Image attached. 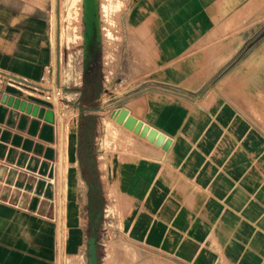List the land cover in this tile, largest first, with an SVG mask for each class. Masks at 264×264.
Listing matches in <instances>:
<instances>
[{
  "label": "crops",
  "instance_id": "crops-1",
  "mask_svg": "<svg viewBox=\"0 0 264 264\" xmlns=\"http://www.w3.org/2000/svg\"><path fill=\"white\" fill-rule=\"evenodd\" d=\"M252 1L135 0L133 13L144 25L140 31L151 36L146 47L154 56L139 91L123 106L171 142L163 149L140 136L149 145L135 156V188H120L133 199L128 248L112 243L110 254L100 257L98 246L99 264H260L264 259V26L258 31L252 20L263 17L264 10L248 8ZM49 34L44 8L31 7L29 0H0V98L6 92L45 103L7 79L40 81L53 62ZM56 115L55 110V121ZM55 121L53 142L0 122V142L8 147L5 130L54 148L46 175L8 165L25 172L26 180L34 176L53 182L52 217L47 209L37 211L44 197L26 188V180L9 181L8 172L0 180L1 186L18 189L19 198L28 194L24 206L0 198V264L57 261L62 191L56 180ZM14 148L17 156L25 152L39 163L47 160L33 147ZM87 185L86 222L66 218L62 247L71 261L87 257L83 242L91 235L89 209L97 206V191L104 196L102 186ZM94 221L101 225L98 218Z\"/></svg>",
  "mask_w": 264,
  "mask_h": 264
},
{
  "label": "rangeland",
  "instance_id": "rangeland-1",
  "mask_svg": "<svg viewBox=\"0 0 264 264\" xmlns=\"http://www.w3.org/2000/svg\"><path fill=\"white\" fill-rule=\"evenodd\" d=\"M252 2L246 6L252 7L254 11L260 8L264 10V0ZM29 5L44 8L49 19L48 40L53 46V62L48 68L49 71H46V80L41 82L45 87L54 83L62 86L60 98L53 92L54 102L50 103L57 111L55 167L59 192L62 191L61 198H58V214L61 217L59 223L62 222L59 224L58 240L61 247L55 264H85L87 257H77L76 261H71L62 247L68 221L84 223L87 220V206L84 201L88 185L82 179L77 143L80 123L86 121L85 116H88L93 125L90 149L96 158L105 197L101 225L97 232L100 257H103L106 249L110 254L112 243H121V248L127 249L126 238L133 232L128 230L129 219L134 214L133 199L120 188H135V156L139 152H145V146L149 143L138 133L116 122V113L110 115L113 109L131 101L139 91L141 77L147 76L145 73L149 71V62L154 56L153 51L146 47L151 36L148 32L140 31L144 25H141L140 18L135 17L133 13L135 0H99L102 36L101 91L95 100L83 105L81 110V30L84 27L81 0H29ZM252 20L255 21L254 28L260 26V31L264 26V16L254 17ZM259 35L261 33H255L256 37ZM207 41L211 39L208 37ZM11 83L22 88L28 95L24 90L34 92L32 97L38 96V92L34 90ZM93 105L95 106L92 107ZM61 154L65 158L62 169ZM74 171L75 180L72 178ZM83 246L86 247L87 256L86 240ZM260 264H264V259Z\"/></svg>",
  "mask_w": 264,
  "mask_h": 264
},
{
  "label": "water",
  "instance_id": "water-1",
  "mask_svg": "<svg viewBox=\"0 0 264 264\" xmlns=\"http://www.w3.org/2000/svg\"><path fill=\"white\" fill-rule=\"evenodd\" d=\"M82 3V20L84 27L81 30L82 35V57L85 61H88V50L86 47H93L94 54L92 58H96V53L101 49L102 36H101V18L99 14V0H81ZM85 62L84 68H87ZM0 122L4 123L10 129L16 130V132H25L32 136L53 142V127L51 123L54 121V112L50 108L40 106L38 103H33L27 99L14 96L12 94L3 93L0 98ZM116 113L115 121L122 123L124 127L131 129L133 132L138 133L140 136L145 137L147 140L152 141L154 144L161 146L163 149H167L171 138L164 133L159 132L156 128L138 119L134 115L129 113V110L121 106L117 109H113L110 116ZM32 116V117H31ZM41 118L44 122H41ZM16 132H9L5 130L3 132V138L5 141H9L11 146L0 142V159H4L6 163L0 164V180H3V175L8 172L7 180L11 181L13 178H17V183L26 180L25 172L18 171L17 168L9 167L10 164L17 166H25L31 171L37 170L41 175L48 173L49 161L54 156V148L51 146H44L42 142H34L33 139L24 137ZM10 133V135H9ZM21 145L23 149L30 150L33 147V151L42 152L43 156L47 160H43L39 163V159L33 156L29 157L25 152H21L17 156V151L14 146ZM28 160L27 164L26 161ZM9 163V164H8ZM26 188H34L36 195L42 194L43 199L39 201V198L35 196L32 202H38L39 206L37 211L39 213H45L47 209V215L53 216L54 205L50 202L54 197V184L52 181H47L45 178L29 177L26 180ZM3 188L0 193L1 199H9L10 202H18L19 205L24 206L27 203L28 194L20 197L18 189H13L9 186H1ZM10 194V195H9ZM19 199V200H18ZM30 208L36 207L29 205ZM98 237L91 235L87 238V264H99L98 254ZM105 249V248H104ZM109 251L104 252L103 257H106Z\"/></svg>",
  "mask_w": 264,
  "mask_h": 264
},
{
  "label": "trees",
  "instance_id": "trees-1",
  "mask_svg": "<svg viewBox=\"0 0 264 264\" xmlns=\"http://www.w3.org/2000/svg\"><path fill=\"white\" fill-rule=\"evenodd\" d=\"M100 52L101 49L96 54V61L91 66V72L89 73L85 88L80 95V99L83 102L80 105L82 110L83 105L92 102L95 100L100 91H101V79H102V71H101V61H100ZM93 105L92 107H94ZM86 117V121L80 123L79 127V137H78V152L80 156V168L82 171L83 178L89 184L90 188H101V182L99 178V169L97 167L96 158L90 149V136L93 134V125L91 123V119L88 116ZM81 121V117H80ZM84 163L87 166L89 175L83 171L81 163ZM82 163V164H83ZM96 198V207H91L89 211H91L90 215V234L97 236V232L99 230V225L95 223V217L98 220L102 218V203L104 201V196L101 191H97L95 194ZM98 237V236H97ZM99 251V250H98ZM99 254V252H98Z\"/></svg>",
  "mask_w": 264,
  "mask_h": 264
},
{
  "label": "built area",
  "instance_id": "built-area-1",
  "mask_svg": "<svg viewBox=\"0 0 264 264\" xmlns=\"http://www.w3.org/2000/svg\"><path fill=\"white\" fill-rule=\"evenodd\" d=\"M48 68H49V66H48ZM48 68L46 70L47 72L49 71ZM45 74H46V72H45ZM45 74H43L41 76L40 81H38V82H30V81H26V80H23L21 78L14 77V76H9L7 81H8V83L13 82V83H16L18 85H21L23 87H26V88H29L31 90L38 92L37 98L42 99L45 103L41 104L38 102H33V101L32 102L38 103L40 106H44L45 108H50L53 110V112H55V109L51 106L50 103L54 102L53 101V92L55 89H56L55 93L57 94L58 99L60 98L59 94L61 93L62 86L60 84L57 85L56 83H54L53 85L51 84L50 86L45 87L44 84L41 82L43 80H46ZM54 121H55V118H54ZM57 243L59 245V240Z\"/></svg>",
  "mask_w": 264,
  "mask_h": 264
},
{
  "label": "flooded vegetation",
  "instance_id": "flooded-vegetation-1",
  "mask_svg": "<svg viewBox=\"0 0 264 264\" xmlns=\"http://www.w3.org/2000/svg\"><path fill=\"white\" fill-rule=\"evenodd\" d=\"M81 48L83 49L82 43H81ZM86 49L88 50V53H87L88 61L86 62L85 59H83V57H82V71H81L82 83H81V86H80V89H79L80 90V95H81L82 91L85 88L87 77H88L89 73L91 72V66L96 61V58L95 59L92 58V55L95 53L94 50H93V47L92 46L91 47H86ZM85 62L87 63V68H84ZM78 134H79V132H78ZM77 143H78V141H77ZM81 166H82L83 171H85V173H87V175H89L87 166H85L82 163H81ZM89 236H91V235H89Z\"/></svg>",
  "mask_w": 264,
  "mask_h": 264
},
{
  "label": "bare ground",
  "instance_id": "bare-ground-1",
  "mask_svg": "<svg viewBox=\"0 0 264 264\" xmlns=\"http://www.w3.org/2000/svg\"><path fill=\"white\" fill-rule=\"evenodd\" d=\"M54 93H55V90H54ZM56 94V93H55ZM57 96V95H56ZM64 141H65V139H64ZM67 141V140H66ZM67 143V142H66ZM67 145V144H66ZM63 146V145H62ZM64 146H65V144H64ZM62 150H64V148L62 147ZM64 152V151H63ZM63 152H62V154H63ZM61 154V161H60V167H61V169L63 168V165H64V159L65 158H63V155ZM65 154V153H64ZM63 171V170H62ZM63 174V173H62ZM64 175V174H63ZM72 178L75 180V171L74 172H72ZM62 182V181H61ZM62 185V184H61ZM63 186V185H62Z\"/></svg>",
  "mask_w": 264,
  "mask_h": 264
}]
</instances>
